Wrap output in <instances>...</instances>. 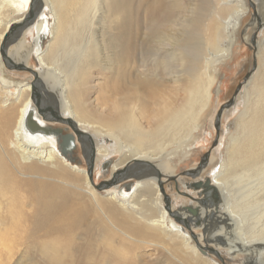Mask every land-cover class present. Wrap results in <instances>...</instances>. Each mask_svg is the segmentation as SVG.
<instances>
[{
  "label": "bare ground",
  "instance_id": "obj_1",
  "mask_svg": "<svg viewBox=\"0 0 264 264\" xmlns=\"http://www.w3.org/2000/svg\"><path fill=\"white\" fill-rule=\"evenodd\" d=\"M106 1L0 0V191L11 188L33 199L28 217L21 210H9L0 217V242L7 238L24 242L31 230H36L33 235L42 240L45 264H148L152 256L146 258L145 252L151 248L164 259L163 264H217L202 257L204 251L199 244H192L193 238L183 228L188 225L205 229L206 222H214L231 229L226 235L231 242L239 240V244L234 246L216 233L210 240L203 229V245L228 243L232 257L264 250V204L258 203V197L264 193V72L254 89L255 101L243 88L231 109L227 107L229 112L241 107V120L233 133L228 132L218 168L210 178L193 184L206 197L173 211L169 204H164L161 193V179L171 171L164 154L169 148L184 144L199 126L211 103L212 64L228 55L233 39L227 38L223 47L205 55L193 50L199 45L197 41L191 49L187 44L185 49L181 45L186 56L191 54L192 64L176 66V61L182 60L181 55L173 52L180 47L178 43H168L169 35L165 43L163 35H155L158 43H153L160 48H151V52L164 60L153 59L148 68L139 61L140 49L125 29L97 37L101 13L109 18L108 10L102 8ZM262 1L257 27L264 25ZM113 5L119 6L121 2H111L107 8ZM236 5L231 21H222L219 15L213 18L221 21L224 32L246 12L243 0ZM183 12L187 13V9ZM160 19L163 22L168 18ZM72 20L75 23L69 28ZM31 28L36 32L38 78L32 84L10 80L4 73L5 65L23 64H18L6 49L17 35ZM155 29L156 34H162L156 23ZM74 34L75 42L68 44L72 56L65 58L61 54L62 57L53 58L51 51ZM220 38L219 33L212 34L211 45L217 47L220 40H225ZM46 42L48 49L42 54ZM112 42L116 45L114 62L108 53V44ZM101 63L109 69L108 77L86 82L92 75L90 70ZM95 92L107 96L100 102L91 98ZM226 113L223 111L217 117ZM41 114L46 119L69 121L92 172L109 178L95 185L87 170L73 164L76 137L45 124ZM115 156L119 158L115 160ZM208 157L189 170L190 174H200L210 162ZM129 175L137 181L119 185ZM256 175L261 176L260 180H251ZM243 178L247 182L240 185ZM198 193L196 190L193 195ZM211 194L214 200L208 201ZM215 203H221L222 209H217ZM246 204L252 205L249 211L254 223L250 229V219L246 217L249 211H244ZM174 217L184 226H178L172 220ZM80 234L98 238L96 246H92L96 249L92 256L82 257L81 247L75 248L72 242L63 240ZM6 251L12 254L11 248ZM141 251L144 253L140 254Z\"/></svg>",
  "mask_w": 264,
  "mask_h": 264
},
{
  "label": "rangeland",
  "instance_id": "obj_2",
  "mask_svg": "<svg viewBox=\"0 0 264 264\" xmlns=\"http://www.w3.org/2000/svg\"><path fill=\"white\" fill-rule=\"evenodd\" d=\"M119 1L121 2V5H113L112 8H107V6L111 2ZM237 1L238 0H226V3L223 4L222 1H219V3H213L211 0H107L102 5L103 11L108 10L107 15L109 16V18H106L104 16L105 14L103 13L102 15L101 13V16L99 17L100 20L97 22V37L101 39L100 37L102 34H105V37H108L114 33H117V31L121 28L125 29L126 33L135 39V45L140 49V52L137 54V57H139V61L148 68L152 66L153 59L154 61L164 60L163 57L157 59L151 52V48H153L154 51L156 48H160V46H157L155 44L158 43V40L156 39V37H154L155 35L159 37L164 36L162 39V42L164 41V43L165 37H167L168 35V43H178L180 47L178 48V50H173V52L175 51L174 53L181 55L182 60L176 61V66L180 64L190 66L192 64V60L190 59L191 54L189 53L190 56H186L182 52L181 45H183L185 49V45L187 44L189 49H191L193 47L192 44L194 45V42L197 41L199 42V45L193 50L205 55L207 53L213 52L216 48L223 47L225 42L228 40L227 38L233 39V44L230 47L228 55L222 57L223 59H217L212 64L211 71L214 75V83L211 88V103L209 105V108L200 118L198 123L199 126L195 129L193 128L194 130L191 132V134H189L184 144H179L177 147L175 146L174 148H169L164 154V159H167L169 161L171 171L168 174L169 176L167 178L163 177L161 179L163 185L162 189L165 195L164 197L162 194V199L165 204L167 197L171 210L173 211L179 210L184 206L187 207V203H194L193 200L206 197V193L202 191V189L199 190V188L196 189L197 191H199V193L197 195H193V192H196L193 184L201 182L203 179L210 178L213 171L218 168L220 163V155L223 156L225 153L224 149L226 147L225 144L227 143L226 141L228 138V132L233 133L234 129H237L236 125L241 120L239 117L241 116L240 113L242 112L241 107L239 108V111L229 112V109H227V107L223 105L227 104L231 100H234L243 88H245L249 93V98L252 102L257 99H254V94L256 93L254 89L258 84H260V77L264 72V25L262 27H257V25L255 24L257 20L256 18L258 17V13L260 11L259 6L261 0H243L246 8L245 14L241 18L239 17L236 25H234L233 27H228L229 29L225 32L223 31L222 26H220L221 21L213 20L216 15H219L222 21H231V16L234 8L237 6ZM263 2L264 0L262 1V3ZM184 9H187V13L183 12ZM237 9L240 8L238 7ZM262 13L264 14V10L262 11ZM75 16L77 17V19L79 18V16ZM162 16L168 19L162 22V20L160 19ZM74 23L75 21L72 20L68 23L67 26H69L70 28V26L74 25ZM155 23L157 24V27L162 31V34H156ZM32 28L30 29L31 31L27 30L25 33L21 32L19 35H17V38L9 44L8 48L6 49L8 52L6 53L9 54V56L14 57L18 64H23L25 65V67H28L31 70L35 71V73H40V69L38 68L34 53V40L36 37V32ZM207 28H209V31L207 30ZM216 28L218 31H216ZM76 33L77 32H75V34ZM184 33L187 35H185ZM214 33H219L221 36L220 39H225L220 40L217 47L211 45L212 34ZM75 34L70 36L65 41V43L60 42L58 47L51 51L53 58H56L58 55L61 56V54H63L65 58H70L72 56V48H70L71 45L68 44L72 41V43L75 42ZM183 36H186L189 39L185 40ZM47 45L48 42H46L42 54H44L48 49ZM115 46L116 45L114 42L108 44V53L112 58L113 53L116 52V49H114ZM174 49L176 48L174 47ZM127 50L130 49L127 48ZM130 52L131 51H129L128 54ZM112 61L114 62V58L112 59ZM50 63H53V60ZM104 64L105 63H101L100 66L94 68L92 71L90 70V73L92 75H90L91 78L89 77L86 82L89 83L95 79L96 81H102L105 77H108L106 72L108 73L109 69L106 68ZM112 65V68L115 69V65ZM4 71L6 77L13 81H26L29 84H32L35 81L33 75H31L27 71H19L8 67H6ZM247 75L253 77H251V79L249 77L244 83V78H246ZM239 85H241V87L238 90ZM106 96L107 95L105 93L99 94L95 92L92 93L91 98H98L99 101L102 102ZM233 105L234 103L228 106V108L231 109ZM220 109L222 113L223 111L227 113L221 115L218 118L217 115L221 113ZM216 117L219 119L217 124L218 131L215 128V121L217 120ZM44 123L52 126L53 128L61 130L64 134L73 135L76 137L77 149L72 155V158H74L73 164H75V166L80 170H87V160L82 145L78 141V136L74 133L73 129L65 123L54 120H45ZM205 155L209 156L208 159L210 162L207 163V165L204 167V169L202 170L203 172L201 171L200 174H196L194 178L182 175L183 173L187 171L189 172V170L194 169L197 165H199L200 160ZM118 158L119 156H115L114 159L117 160ZM256 176L251 180H260L261 176ZM108 178L109 175L105 178L99 177L98 172L94 170L92 172L91 181L95 185H99L100 182L105 181ZM173 179H175V181ZM243 179L242 182L240 181V185L246 184V178ZM136 181L137 180L135 179L122 181V183H120L119 185L124 184L125 182L133 184ZM189 185L191 187H189ZM254 185L255 184H253V186ZM210 196L211 197L208 201L214 200L212 194ZM32 200V197L25 196L17 190L13 191L11 188L0 191V217L5 216L7 211L9 210H12L14 212H19L21 210L24 216L28 217L31 212L29 210V207ZM258 200L259 204H264V193L261 197H258ZM215 204H217V209H222L221 203ZM246 205L247 206L244 208V211L248 212L252 208V205ZM250 211L246 216L250 219L248 221V228L252 226L251 223H254V220L251 219L252 213H250ZM2 222L7 223L6 220H2ZM208 223L209 222L205 223V229L206 234L210 240H212L211 238H214L213 234L216 233L215 236L226 238L227 241L230 240L228 243L233 244L234 246L239 244V240L235 238L233 239L234 241L232 240L231 242V238L226 235L230 232L229 230L231 229H229L228 227L226 228L221 224H217L218 226L216 224L214 225V222H210L209 224ZM176 224L178 226H184L182 224ZM183 228L186 232L189 233L191 238L192 235L194 236L195 239H191V242L194 246L198 247L199 244V247L200 245L201 247H204L203 250L205 254H202L203 256H201L209 260L211 259L217 264H264V250H256V252L254 250V252L251 253L243 252L237 256L232 257L228 254L227 249H229V246H226L228 245V243L219 241L216 244L217 246H214V244L212 243H209V245H203L201 243L200 234L203 233V231L205 230L204 228L201 229L194 226H189V229L185 226ZM35 232L36 230L32 229L31 234L24 242H15L13 240H8V238V241L5 240L0 242V264H45L43 255L41 254L43 243L42 240L34 237L33 234ZM94 238L95 239H90L85 235L80 234L70 240H63L67 243L72 242L75 248L81 247L82 249L80 253L81 256L84 257L86 256V254L88 256H92L96 252V249H94L93 247L96 246V241L98 238ZM3 244L7 245V247L2 246ZM7 248H11L12 254L9 255L7 253ZM209 249L217 251L218 256L211 253ZM197 251L200 254L202 252L200 251V249H197ZM143 253L144 252L141 251L140 254ZM148 255L152 256L151 260H147V262H149L148 264H163L161 262H164V259L160 255H158V252H156L155 248L148 249L145 252L146 258L149 257Z\"/></svg>",
  "mask_w": 264,
  "mask_h": 264
},
{
  "label": "water",
  "instance_id": "obj_3",
  "mask_svg": "<svg viewBox=\"0 0 264 264\" xmlns=\"http://www.w3.org/2000/svg\"><path fill=\"white\" fill-rule=\"evenodd\" d=\"M41 12V10H39L38 12H37V16H38V14ZM37 16L35 17V19L37 18ZM7 64V63H6ZM8 68H11V69H15V70H19V71H27V72H29L31 75H33V77H34V80L36 81V79L38 78V75H37V73H35V71H33V70H31L30 68H28V67H24L23 65H12V64H7L6 65ZM251 75V74H250ZM250 75H247L246 76V78H244V83H245V81H246V79H248L249 77H250ZM34 81V82H35ZM241 87V85H239V87H238V90H239V88ZM232 103H233V100H231V101H229L227 104H225V105H223V106H226V107H228V106H230V105H232ZM222 106V107H223ZM222 107H221V109H222ZM220 109V110H221ZM42 115V117H44V115L43 114H41ZM43 119H45V120H51V119H46L45 117L43 118ZM58 122H61V123H65V124H67V125H69V127H71L72 129H74L73 127H72V125H71V123H69V121H67L66 119H61L60 118V120H58ZM217 124H218V122L216 123V121H215V128H216V130H217ZM218 131V130H217ZM207 157H208V155H205L200 161H202V160H204V159H207ZM87 167H88V169H87V171H88V174H89V177H90V179H91V176H92V169H91V166H90V164L88 163V161H87ZM183 176H186V177H190V178H194L196 175H192V174H190V172H185V173H183L182 174ZM133 179H135L136 180V178L134 177V176H132V175H129V176H126L125 177V179L123 180V181H129V180H133ZM172 180V179H171ZM174 181H175V179H173ZM122 182V181H121ZM162 192V194H163V196L165 197V195H164V192H163V190H161ZM168 200H167V197H166V201H165V204H166V206H169L168 204H169V202H167ZM173 219H175L176 220V222L177 223H180V222H178V220L174 217ZM185 227H187L188 229H189V226L188 225H185ZM192 238H194V236L192 235ZM195 239V238H194ZM200 249L201 250H203L204 249V247H201L200 246ZM204 251V250H203ZM209 251L211 252V253H213L214 255H216V256H218V253H217V251H215V250H210L209 249ZM205 253V252H204Z\"/></svg>",
  "mask_w": 264,
  "mask_h": 264
}]
</instances>
